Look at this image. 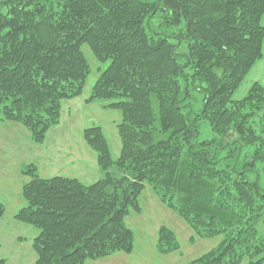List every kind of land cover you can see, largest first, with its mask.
<instances>
[{
	"label": "trees",
	"instance_id": "obj_1",
	"mask_svg": "<svg viewBox=\"0 0 264 264\" xmlns=\"http://www.w3.org/2000/svg\"><path fill=\"white\" fill-rule=\"evenodd\" d=\"M263 15L264 0H0V120L43 143L62 101L83 92L84 44L109 62L88 101L106 100L121 114L117 158L101 126L84 130L107 172L97 182L21 167L30 180L15 219L38 231L33 264L132 252L126 219L141 211L147 184L199 236L224 237L184 264H264L256 225L264 213V121L256 119L264 86L232 99L264 56ZM202 121L218 137L202 140ZM5 212L0 201V218ZM157 247L168 254L181 246L162 226Z\"/></svg>",
	"mask_w": 264,
	"mask_h": 264
},
{
	"label": "rangeland",
	"instance_id": "obj_2",
	"mask_svg": "<svg viewBox=\"0 0 264 264\" xmlns=\"http://www.w3.org/2000/svg\"><path fill=\"white\" fill-rule=\"evenodd\" d=\"M82 49L90 64L83 92L78 97L62 101L60 121L51 127L43 143H34L21 124L0 120V201L6 206L5 215L0 218V260H4L3 264L7 261L9 264H33L36 260L31 259L33 256L29 245L24 243L21 247V241L16 239V236L34 238L38 233L34 226L15 219L16 212L25 204L23 185L30 180L21 171L23 165H35L42 177L60 175L76 177L85 184L97 182L107 172L100 167L98 153L86 143L83 136L84 130L94 125L102 127L112 155L115 158L120 155L121 140L117 129L121 120L120 112L105 108L106 100L88 101L94 83L109 62H101L87 44ZM255 82L264 86V56L247 73L232 99H242ZM197 101L200 106L202 94L198 93ZM262 114L259 113L256 119L264 121ZM200 124L202 140L216 138L217 135L207 121ZM259 170L264 187V169L261 164ZM140 203L141 211H132L126 219L135 233L132 252H114L109 256L89 260L86 264H184L205 255L224 239L222 235L199 236L185 219L161 201L148 184L140 196ZM256 225L259 235L264 236V213ZM162 226L175 232L181 246L179 250L168 254L157 250ZM247 263L245 258L242 264Z\"/></svg>",
	"mask_w": 264,
	"mask_h": 264
},
{
	"label": "crops",
	"instance_id": "obj_3",
	"mask_svg": "<svg viewBox=\"0 0 264 264\" xmlns=\"http://www.w3.org/2000/svg\"><path fill=\"white\" fill-rule=\"evenodd\" d=\"M35 237V236H34ZM33 238V237H32ZM32 238H29V237H21V236H16V239L18 240V241H21V247H23L24 246V243H27L28 245H29V247H30V251H31V259L32 260H35L36 259V257H35V254H36V252H35V250H34V248H33V245H32ZM23 250H25V249H23ZM7 259V258H6ZM5 264H9V261H7Z\"/></svg>",
	"mask_w": 264,
	"mask_h": 264
}]
</instances>
